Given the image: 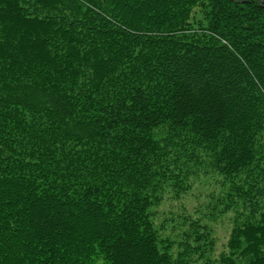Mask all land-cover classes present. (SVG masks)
I'll list each match as a JSON object with an SVG mask.
<instances>
[{
  "label": "trees",
  "instance_id": "1",
  "mask_svg": "<svg viewBox=\"0 0 264 264\" xmlns=\"http://www.w3.org/2000/svg\"><path fill=\"white\" fill-rule=\"evenodd\" d=\"M0 264H264V0H0Z\"/></svg>",
  "mask_w": 264,
  "mask_h": 264
},
{
  "label": "rangeland",
  "instance_id": "2",
  "mask_svg": "<svg viewBox=\"0 0 264 264\" xmlns=\"http://www.w3.org/2000/svg\"><path fill=\"white\" fill-rule=\"evenodd\" d=\"M218 191H219V187L213 182L208 183L207 186L203 184L202 185L196 184L194 192L191 193L192 198L184 200L183 205L186 206L189 212H193V209H196L200 207V205H204L207 203V197L210 193L216 194V192ZM167 207L165 208L166 211L168 210ZM227 218L228 217H223L214 224L215 231L217 232L221 242L220 244L221 247L226 242L228 238L229 230L231 229L230 222L228 221Z\"/></svg>",
  "mask_w": 264,
  "mask_h": 264
}]
</instances>
